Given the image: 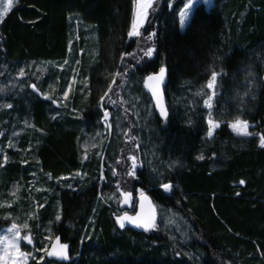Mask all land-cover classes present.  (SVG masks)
<instances>
[{
  "label": "trees",
  "instance_id": "trees-1",
  "mask_svg": "<svg viewBox=\"0 0 264 264\" xmlns=\"http://www.w3.org/2000/svg\"><path fill=\"white\" fill-rule=\"evenodd\" d=\"M185 1L155 0L134 37L128 35L134 0H17L0 23V84L25 71L20 94L0 100V135L22 130L14 148H4V155L0 150V220L36 212L28 220L31 232L44 239L50 231L49 250L56 237L69 245L70 260L57 264H264V148L257 136L239 139L228 130L239 116L251 132L264 134V0L196 6L195 19L180 32ZM79 27L95 33L93 58ZM153 31L156 37L145 44ZM148 47L156 49L151 58L144 56ZM31 63L54 64L35 83L37 92L33 79L27 82ZM161 66L167 68L168 117L154 114L148 125V169L124 93L136 74L145 78ZM213 71L222 73L212 109L221 127L209 140L204 100ZM74 73L87 88L68 91L61 102ZM45 95L59 97L58 107ZM103 110L120 112L127 130L118 180L146 191L155 211L179 214L191 228L189 244L172 242L159 226L150 233L116 226L112 205L99 197L107 189L98 184L100 158L96 151L84 158L81 148L84 132L93 131ZM131 149L136 178L127 175ZM201 154L204 160L197 159ZM76 172L82 179L74 188L66 187L72 178L59 180ZM162 183H171L172 191L165 193ZM37 250L31 264H45Z\"/></svg>",
  "mask_w": 264,
  "mask_h": 264
},
{
  "label": "rangeland",
  "instance_id": "rangeland-1",
  "mask_svg": "<svg viewBox=\"0 0 264 264\" xmlns=\"http://www.w3.org/2000/svg\"><path fill=\"white\" fill-rule=\"evenodd\" d=\"M16 1L17 0H14L13 7L16 4ZM186 2L187 0L184 3ZM200 5L204 6L206 10H210L214 5V0H210V3L208 5H204L201 0V3L198 5H195L194 7L200 6ZM135 7L136 5L134 2L132 22L134 19ZM182 8L183 6L181 7V9ZM178 18H179V13H178ZM76 29H77L76 33H79L80 29L82 30L84 43L90 46V48L86 49L87 55L90 58H93L95 55V51L92 48V46L94 42H96V36H95L94 31L90 27H82V28L79 27ZM185 29L186 27L184 29H181L180 26L178 25V30L180 32H183ZM78 37L79 36L76 35V39H78ZM148 40L150 39L149 38L145 39L146 41L145 44H147ZM78 53H79L78 57H80L81 52H78ZM53 67H54L53 63H47V64L31 63L29 64L27 66V69L29 72V74H27L29 76V79L27 80L29 81L27 82H30V80L33 79L34 83H31V85L33 84L35 85V83L38 82V80L41 77L45 76L46 71L48 69H52ZM62 68L63 66L60 67V70H62ZM64 68H65V64H64ZM18 77H19V74L16 78H13V80H10L7 86L4 85L3 82L0 84V89H2V91H0V100H5L14 91H15L14 93L16 97L20 94V91L22 90L23 83H24L23 80H25V76L23 78H20V77L18 78ZM79 78L80 76H77L76 73L71 74L70 76L67 77L68 82H67L66 92L69 91V88L71 90L77 91L78 93L84 92V90L87 88L86 79L85 78L79 79ZM143 79L144 77H142V75L136 74L133 77V79L129 82L128 88L125 90V93H124V98H125L128 110L133 116L134 124L137 128V138H139L140 143L144 150L143 156H144V159L146 160L145 166L149 169L150 165H152V160L150 159L146 151V149L148 148V143L145 140L143 141V138L146 136L147 133H149L148 125L153 121V117L155 113H154V109L152 107L150 100L147 101L146 98L144 97L145 94L143 92ZM205 89H207V87H205ZM34 92H37V90H35ZM209 95H211V91L207 89V97ZM46 100H48V102H51V107L53 106L58 107V104H60L58 103L60 102L59 97H57L56 100L55 99H46ZM53 100H55L56 103H53L52 102ZM215 100H216V95H215L213 104ZM64 101L65 99H61V102H64ZM104 111L105 110L102 111V116L99 117V120L97 121V124L95 128L93 129V131L84 132L85 139L81 145L82 146L81 148L84 151V155H83L84 158L89 157L94 151H96V157L100 158V163H102V165L100 167V172L98 174V184L101 187H104V186L107 187V189L104 190L100 194L99 197L102 201L112 205V211H111L112 217L114 218L116 226L119 229H121L119 225L116 223V217L119 215H123L125 212H127L129 215H135L138 212L139 191H141L142 189L137 188L133 190V188L130 187L127 180L123 181V179L120 178L122 181H119L117 178V175L116 174L113 175V169L116 171L117 164H118L116 162L119 160V158H117L119 146L122 140H124V136L127 130L123 124V120H122L120 112L112 113V112L107 111L109 113L108 124L111 125V127H108L107 124L104 122V118H103ZM207 111L209 110L207 109ZM207 119H208V114L206 116V122H207ZM231 122L228 123L229 132L232 133L236 138L244 139L245 137L237 136L232 132V130L229 127V124ZM21 132L22 130L20 129L11 128V129H8V132H3L0 135V138H1L0 150L3 153V155H4V150H3L4 148L6 147L14 148L16 146L17 140ZM206 139H208L207 134H206ZM257 143L259 145L258 140H257ZM104 150L105 151L108 150V152H104ZM131 152H132L131 155H134L132 149H131ZM128 156L129 154L126 156V160L129 162V164H131L132 162L127 159ZM49 178L50 177L47 176V179ZM69 178H72V181L70 183H66L68 184L66 187L71 189V188H74L76 184L80 183L82 179V175H78V173L76 172L72 174L70 177H67V176L61 177L59 178V180L63 181ZM117 185H119V189H117ZM121 191H127V192L133 193V197H132V201L130 205H122L123 198L119 194ZM144 192L146 193V191ZM165 193L168 194L170 192H165ZM10 194L17 196V189L15 187H12ZM35 213H30L27 216V219H23V216L22 217L12 216V217H7L5 219L0 220V238H2L5 235H10L7 232V229L11 227L12 223H16L22 226L24 223L27 222L30 227V234H31L32 243H33V247L28 248L27 246L24 245L23 242H21L22 250L31 252V256L29 257L27 264H31V262L34 260L37 254L36 253L37 249L41 251L40 255H42V258L47 259L45 261V264H57L58 260L56 258L48 257L47 254L43 251V249L45 248L49 249V245L52 239L51 232L50 231L46 232V234L43 235L44 239H42L40 235L38 234L35 235L31 232L30 222L28 220L31 218L34 219ZM156 224H157V227L159 226L161 230L165 231L168 239H170L172 242L178 243L180 246H184L190 243L191 228L185 224L182 217H180L179 214H177L175 211L171 209H167L164 211L161 208L156 207ZM125 227H129V228H132L138 231L145 232L143 229L136 228L135 226L131 224H126ZM156 228L154 230H156ZM154 230H151V231H154ZM151 231H148L145 233H150ZM27 234H28V230L22 229V235H27Z\"/></svg>",
  "mask_w": 264,
  "mask_h": 264
},
{
  "label": "snow or ice",
  "instance_id": "snow-or-ice-1",
  "mask_svg": "<svg viewBox=\"0 0 264 264\" xmlns=\"http://www.w3.org/2000/svg\"><path fill=\"white\" fill-rule=\"evenodd\" d=\"M14 0H0V22H2L3 18L11 11L13 8ZM135 2V10H134V19L131 25V31L128 33L129 37L133 36H140L141 33L139 28L144 25L149 15V10L152 9L154 0H134ZM201 3V0H187L184 3L183 8L179 12V26L181 29H184L189 25V21L195 19L196 12L198 11L195 8V5ZM204 5H208L210 0H202ZM171 2L168 4V7L171 8ZM157 35L156 32L150 33L149 39L155 38ZM156 52L155 47H148L144 51V56L151 58L154 53ZM127 55V54H125ZM134 55V54H133ZM123 58V57H122ZM167 68L166 66L159 67L158 72H154L146 77L144 80V87L151 93L152 97L156 101L157 108L159 109L160 116L167 120L168 112L166 107L162 103V89L161 86L164 83L165 76H166ZM117 76L122 75L121 73H116ZM123 75H127L124 73ZM222 73H218L213 71L211 74L210 80L207 82V89L211 91V95L204 100V107L207 108L208 111V119H207V138L209 140L213 139L214 135L216 134V130L221 127L219 121L213 119L212 109H213V101L216 95V86L218 76H221ZM25 76L24 69L19 71V77L23 78ZM113 84H115V80H113ZM33 90H36V85H31ZM71 89L69 88V91ZM2 91V89H0ZM109 92L112 91L111 87L108 90ZM107 95V93L105 94ZM44 99H51L50 96L45 95ZM64 99H67V92L64 93ZM56 103L55 100L52 101ZM103 102V97L101 99V103ZM112 103H116V101H112ZM7 108H12V104L5 105ZM104 122L107 124L108 127H111L108 124L109 113L104 111L103 113ZM55 119V117H53ZM230 129L232 132L240 137H253L258 136L259 147L264 148V134L253 133L250 131V122L242 119L241 117L237 116L230 124ZM5 160L7 157L4 158ZM131 163V170L127 171V175L132 178H136L137 176V157L135 155H130L127 157ZM198 160H204L205 157L203 154L197 156ZM116 163H120L118 160ZM116 174V171L113 169V175ZM79 175V173H78ZM63 179V178H62ZM245 181L241 180L240 184H244ZM160 187L164 190V192H170L173 189V185L171 183H162ZM117 189H119V185H117ZM120 196L122 199V205H130L133 197L132 192L121 191ZM240 195V193H237ZM11 207V205H8ZM139 208L140 211L137 212L135 215H129L125 212L123 215H119L116 217V223L119 225L121 229H124L126 224H131L136 228H141L145 232L154 230L157 227L156 224V211L155 206L153 205L151 199L149 198L146 193L141 190L139 191ZM61 217L59 215L56 216V220L59 221ZM22 229L28 230L27 235H22ZM7 232L10 235H5L0 238V264H27L29 257L31 256L30 251H24L21 247V242L23 241L25 245L32 244V237L30 234V227L29 224L26 222L22 226L16 223H12L11 227L7 229ZM90 239V237H89ZM69 245L67 243H61L60 238L56 237L55 242L51 245V250L48 248L43 249V251L47 254L48 257H54L60 261H69ZM34 258V257H33ZM43 258H41L42 260Z\"/></svg>",
  "mask_w": 264,
  "mask_h": 264
},
{
  "label": "water",
  "instance_id": "water-1",
  "mask_svg": "<svg viewBox=\"0 0 264 264\" xmlns=\"http://www.w3.org/2000/svg\"><path fill=\"white\" fill-rule=\"evenodd\" d=\"M158 72V71H157ZM153 74V73H152ZM150 75V74H149ZM148 76V75H147ZM143 79V92L144 94L148 97V99L150 100L151 104H152V107L154 109V113L156 114V116L160 119H164L160 116V112H159V109L157 108V105H156V101L155 99L152 97L151 93L144 87V80L146 79V77ZM19 78V77H18ZM167 81H168V78H167V72H166V76H165V80H164V83L162 84L161 86V89H162V103L163 105L166 107L167 109V106H166V99H165V95H164V89L167 85ZM140 211V208H139V201H138V212ZM23 242V241H22ZM24 243V242H23ZM25 245V243H24ZM29 248H32L33 247V243L31 245H25Z\"/></svg>",
  "mask_w": 264,
  "mask_h": 264
}]
</instances>
